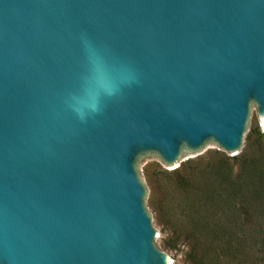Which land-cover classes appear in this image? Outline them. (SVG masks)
<instances>
[{"label":"water","instance_id":"1","mask_svg":"<svg viewBox=\"0 0 264 264\" xmlns=\"http://www.w3.org/2000/svg\"><path fill=\"white\" fill-rule=\"evenodd\" d=\"M82 34L136 70L87 123ZM252 106L264 0H0V264H169L141 160L235 153Z\"/></svg>","mask_w":264,"mask_h":264},{"label":"rangeland","instance_id":"2","mask_svg":"<svg viewBox=\"0 0 264 264\" xmlns=\"http://www.w3.org/2000/svg\"><path fill=\"white\" fill-rule=\"evenodd\" d=\"M235 153L211 141L175 165L157 156L141 160L155 242L172 264H264V203L253 201L254 216L239 218V202L224 193L234 178L243 181L251 172L264 181V127L257 107L252 106L243 146ZM219 164L224 171L231 168V175L219 173Z\"/></svg>","mask_w":264,"mask_h":264},{"label":"clouds","instance_id":"3","mask_svg":"<svg viewBox=\"0 0 264 264\" xmlns=\"http://www.w3.org/2000/svg\"><path fill=\"white\" fill-rule=\"evenodd\" d=\"M87 67L80 89L71 94L67 103L81 123L99 115L107 101L118 97L122 89L135 82L136 70L130 65L111 62L103 48L87 34L80 37Z\"/></svg>","mask_w":264,"mask_h":264},{"label":"trees","instance_id":"4","mask_svg":"<svg viewBox=\"0 0 264 264\" xmlns=\"http://www.w3.org/2000/svg\"><path fill=\"white\" fill-rule=\"evenodd\" d=\"M250 135L251 133L249 134V136ZM236 157L237 155H233L231 157L228 156V158H236ZM219 166L220 167L217 168L219 173L222 174L226 173L227 176L231 175L232 173L231 168H228V170L224 171L222 169V164H219ZM251 173L252 176H250L248 179H243V181L240 178L237 179L234 178L233 182L229 183L230 185L229 189H226L224 192L228 198H232L233 201L239 202L237 209V215L239 216V218L241 217L240 215L251 216V217L254 216L249 212L250 211L249 205L252 204L253 201H260V203L262 202L264 203V181H262L261 179L254 180L256 177V173L255 172H251ZM261 173H264V170H262ZM186 179H187L186 177H182L181 181L186 182ZM258 216L260 217V215H257V217ZM261 217L264 218L263 215H261Z\"/></svg>","mask_w":264,"mask_h":264},{"label":"bare ground","instance_id":"5","mask_svg":"<svg viewBox=\"0 0 264 264\" xmlns=\"http://www.w3.org/2000/svg\"><path fill=\"white\" fill-rule=\"evenodd\" d=\"M261 122H262V126L264 127V121H263V119H261ZM173 263V260H172V257H170V262H169V264H172Z\"/></svg>","mask_w":264,"mask_h":264}]
</instances>
